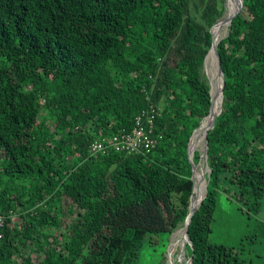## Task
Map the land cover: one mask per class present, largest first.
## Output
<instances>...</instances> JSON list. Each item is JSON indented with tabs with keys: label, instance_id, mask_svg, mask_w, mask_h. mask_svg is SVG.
Wrapping results in <instances>:
<instances>
[{
	"label": "trees",
	"instance_id": "16d2710c",
	"mask_svg": "<svg viewBox=\"0 0 264 264\" xmlns=\"http://www.w3.org/2000/svg\"><path fill=\"white\" fill-rule=\"evenodd\" d=\"M219 1L0 0V264H132L166 246L188 213ZM216 50L222 110L187 250L192 264H244L208 234L220 191L255 214L264 199V0H243ZM148 109V151L91 153Z\"/></svg>",
	"mask_w": 264,
	"mask_h": 264
},
{
	"label": "rangeland",
	"instance_id": "374dc122",
	"mask_svg": "<svg viewBox=\"0 0 264 264\" xmlns=\"http://www.w3.org/2000/svg\"><path fill=\"white\" fill-rule=\"evenodd\" d=\"M237 1L238 0H222L218 2L221 14L212 24L214 27H216V24L217 26L221 24L220 21L227 16V12L231 5H236ZM214 27L212 30L215 29ZM228 30L229 25L227 24L220 29V36H226ZM206 65L207 66L202 65L201 74L206 79L209 87H212V85L216 83V80L219 86L220 75L216 65L214 63H208ZM213 77L216 80L213 79ZM212 89L213 87L210 88L211 91ZM159 105H162L161 101ZM204 118H202L200 124ZM198 129L199 128H195V132ZM199 139L200 140L195 141L194 149L192 150L193 153L197 151L199 156H201V153L203 154L201 156L203 170V166L205 168L203 136H200ZM197 168L201 171L199 166ZM205 173H207V171ZM182 226L183 225L176 227L172 233L166 237L168 240L165 247L161 245V241L154 245L145 246L138 260L132 264H161V260L164 261L162 264H187L189 252L183 237V231L182 237L180 238L181 243L179 241L177 245H174V248L172 247V240L177 231L182 229ZM208 239L212 243L224 244L238 250L239 257L244 261V264H264V199L262 200L260 211L255 214L249 210L247 205L239 201L237 196L233 195L232 191L229 193L220 191L217 194Z\"/></svg>",
	"mask_w": 264,
	"mask_h": 264
},
{
	"label": "built area",
	"instance_id": "2783aa9c",
	"mask_svg": "<svg viewBox=\"0 0 264 264\" xmlns=\"http://www.w3.org/2000/svg\"><path fill=\"white\" fill-rule=\"evenodd\" d=\"M156 114L154 109L140 112L136 115L134 125L130 130H122L109 137L103 136L94 140L90 145L91 153L97 156L108 150L123 151L125 154L148 151L154 144L152 133H154L153 123ZM4 220V215L0 213V236Z\"/></svg>",
	"mask_w": 264,
	"mask_h": 264
},
{
	"label": "water",
	"instance_id": "95a60500",
	"mask_svg": "<svg viewBox=\"0 0 264 264\" xmlns=\"http://www.w3.org/2000/svg\"><path fill=\"white\" fill-rule=\"evenodd\" d=\"M242 7H243V0H239L238 7L236 8V10L233 12V14L228 19V24L229 25L231 23L232 18L241 10ZM212 26H211V29H210L211 37H212V28H213ZM223 37H221V38H223ZM211 39H212V41H211L210 48L208 49V51H207V53L205 55H207L208 53L214 51L213 61H214L215 65H216V67L218 69V72H219V75H220V81H219L220 87H219V90L217 91L218 95H220V104H219V110H218V112L216 113V115L211 120L210 125L208 126V128L206 129V131L204 132V135H203L204 156H205V168L203 166V170H202V162H201L202 161V158H201V156H199L198 161L195 163L193 161V155H194L193 150L191 151L190 148H189V145H190V142H191L190 140L192 139V137H193V135L195 133V130L192 132V134H191V136L189 138L188 144H187L186 153H187V157H188L189 163L191 164V177L190 178H191V180L193 182L192 192L190 194V200H191V196H192L193 188H194V173H195L196 170H198V168H197L198 166H199V169L201 170L200 172L202 173V179L204 181V191H203V195H202V197L200 199V202H199L198 206H196V208L193 211H190V207H189L190 206V201H189L188 213L186 215V218H185V220L183 222V226H182V229H183V237H184V240L186 242V245L190 248V250L192 249V243H191V241H190V239L188 237V232H187L188 225H189V223L191 221V217H192L193 213L195 212V210H197V208L199 207L200 203L202 202V200L204 199V197L206 196V193H207V189H206L207 188V183H208L207 180H208L209 172H210V168L208 167L207 162H206L207 147H208L207 132H208L209 129H211L213 127L216 116L222 110V99H223L222 89H223V86H224V77H223V72H222V69H221V66H220V59H219L218 52L216 50V45L213 42V37ZM210 88H212V87H210ZM210 88H209V91H210V95H211ZM210 108H211V105H210ZM210 108H209V113H210ZM200 125L201 124H199V126L197 128H199ZM205 170L207 171V173H205L206 172ZM187 264H192V255L191 254H189V258L187 260Z\"/></svg>",
	"mask_w": 264,
	"mask_h": 264
},
{
	"label": "bare ground",
	"instance_id": "6f19581e",
	"mask_svg": "<svg viewBox=\"0 0 264 264\" xmlns=\"http://www.w3.org/2000/svg\"><path fill=\"white\" fill-rule=\"evenodd\" d=\"M238 5H239V0L237 1L236 5H231V7L229 8V10L227 12V16L225 15L226 17L220 21L221 24L219 26H217V24H216L215 25L216 27L213 26L215 29L212 30V37H213V42H214L215 45H216V43H218L217 41L221 37L220 36L221 35L220 29L228 24L229 17L233 14V12L235 11V9L237 8ZM213 54H214V51H212V52L208 53L207 55H205L204 61H203V65L204 66H207L206 64H208V63L209 64L210 63H214ZM213 79H215V78L213 77ZM215 85H216V88H215ZM212 87H213V89L211 91V98H212V102L211 103L212 104H211V108H210V113L207 114V116L202 121L199 129L193 135V137L191 139V142H190V145H189L190 146L189 148L191 149V151H192V149H194L195 141L200 140L199 137L204 135V132L206 131V129L210 125L211 120L215 116L217 108H218L219 103H220V95H218V93H217V91L219 90L220 85L219 86L217 85V80H216V83H214V85H212ZM147 108H149V107H147ZM202 155L203 154L201 153V156ZM203 191H204V181L202 179V173L199 170H196L195 173H194V188H193V193H192V196H191L190 206H189L190 207V211H193L196 208V206H198V204L200 202V199H201V197L203 195ZM182 231H183V229H180L175 234V236H174V238L172 240V247L173 248H174V245H177L179 243L180 238L182 237ZM171 237H172V235H171ZM180 243H181V241H180Z\"/></svg>",
	"mask_w": 264,
	"mask_h": 264
}]
</instances>
